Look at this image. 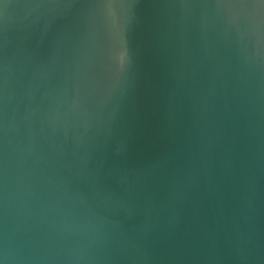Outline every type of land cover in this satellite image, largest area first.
Returning a JSON list of instances; mask_svg holds the SVG:
<instances>
[{
    "label": "water",
    "instance_id": "obj_1",
    "mask_svg": "<svg viewBox=\"0 0 264 264\" xmlns=\"http://www.w3.org/2000/svg\"><path fill=\"white\" fill-rule=\"evenodd\" d=\"M0 264H264V0H0Z\"/></svg>",
    "mask_w": 264,
    "mask_h": 264
}]
</instances>
